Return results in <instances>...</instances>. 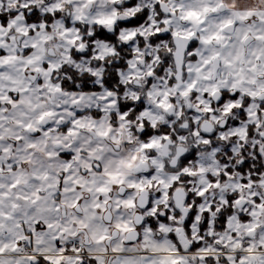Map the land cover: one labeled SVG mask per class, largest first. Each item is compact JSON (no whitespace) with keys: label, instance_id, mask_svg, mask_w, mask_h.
<instances>
[{"label":"snow or ice","instance_id":"obj_1","mask_svg":"<svg viewBox=\"0 0 264 264\" xmlns=\"http://www.w3.org/2000/svg\"><path fill=\"white\" fill-rule=\"evenodd\" d=\"M0 264H264V0H0Z\"/></svg>","mask_w":264,"mask_h":264}]
</instances>
